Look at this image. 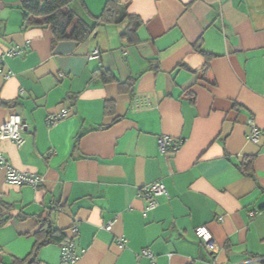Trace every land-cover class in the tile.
Here are the masks:
<instances>
[{
    "label": "crops",
    "instance_id": "1",
    "mask_svg": "<svg viewBox=\"0 0 264 264\" xmlns=\"http://www.w3.org/2000/svg\"><path fill=\"white\" fill-rule=\"evenodd\" d=\"M23 1L0 0V57L21 49L0 62L12 74H0L8 102L0 126L20 114L24 142L0 147L15 168L44 179L15 185L0 171V198L11 205L0 264L28 256L45 220L76 243L74 264H264V0H121L143 20L136 43L121 36L127 19L100 26L89 42L55 44L50 27L23 30ZM84 1L97 17L108 0ZM198 41L213 55L207 66ZM96 48L101 57L90 58ZM100 68L136 78L134 94L103 82ZM250 120L258 142L248 138ZM162 134L185 143L162 152ZM248 159L253 176L240 168ZM157 181L169 196L149 208L140 192ZM202 225L213 254L196 235ZM32 264H61V245H42Z\"/></svg>",
    "mask_w": 264,
    "mask_h": 264
},
{
    "label": "trees",
    "instance_id": "2",
    "mask_svg": "<svg viewBox=\"0 0 264 264\" xmlns=\"http://www.w3.org/2000/svg\"><path fill=\"white\" fill-rule=\"evenodd\" d=\"M128 5V2L124 3L121 0H108L102 13L93 17L84 0H25L21 4L23 11L22 28L27 30L37 27H50L54 35L53 44L64 39L86 43L97 34L100 26L122 23L128 19L126 29L121 36L128 42L136 43L139 40L138 31L143 20L137 15L130 14ZM194 46L206 57L207 66L213 55L201 49V41H198ZM95 74L105 83L116 82L121 92L134 94L136 78L123 81L112 70L102 68L98 69ZM7 104L8 102L0 101V105ZM106 105V111L113 112L114 104ZM80 137L81 135L77 136V144ZM240 168L246 174L253 176V161L251 159L243 161ZM10 210L11 205L0 198V225L11 217ZM36 235L38 240L31 253L24 258H15L12 264H32L37 261V253L42 245L57 242L62 246L71 240L63 232L54 230L50 220L43 222Z\"/></svg>",
    "mask_w": 264,
    "mask_h": 264
},
{
    "label": "built area",
    "instance_id": "3",
    "mask_svg": "<svg viewBox=\"0 0 264 264\" xmlns=\"http://www.w3.org/2000/svg\"><path fill=\"white\" fill-rule=\"evenodd\" d=\"M21 54L20 48H10L7 49L2 56L0 57V62L3 63L7 57H12L15 55ZM101 57L100 50L96 48L90 54V58L99 59ZM0 74H3L6 78L10 77L12 74L11 72H5L0 67ZM60 77H64V73H60ZM70 113V108H62L50 113L47 117V122L49 125H54L57 122L61 121L65 117H67ZM25 122L22 119L20 114H11L9 115L6 120L0 126V143L4 139H11L17 145H22L24 142V137L22 135ZM249 130H248V138L252 141L258 142L260 139L261 131L256 126L253 120L249 122ZM185 143V138H178L174 136H170L168 134H162L158 138L159 148L162 152L167 151L169 148L177 151L179 150L183 144ZM2 169L6 170V179L10 184L15 185H32L37 187L39 184L42 183L43 177L39 174L21 171L15 168L4 155L1 147H0V171ZM140 195L146 198L149 201V208H154L158 201L156 197L159 195H167L169 196V192L164 183L161 181H157L151 184L144 186L140 192ZM255 214V211L251 212V216ZM220 220L224 219V216L219 218ZM112 221L105 224V228L111 229ZM78 225L75 224L72 228L73 235L72 237L78 234ZM196 235L201 240L205 248L211 252L212 254L218 250V245L214 239V236L211 230L206 226H198L195 230ZM120 246L126 245V240L120 241ZM142 254L148 256L152 259V262H155V255L150 249H144ZM81 252L77 249L76 243L71 239L68 243L61 246V264H74Z\"/></svg>",
    "mask_w": 264,
    "mask_h": 264
}]
</instances>
